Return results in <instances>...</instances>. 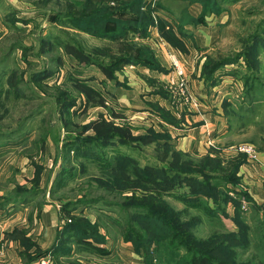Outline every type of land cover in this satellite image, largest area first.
Here are the masks:
<instances>
[{
  "label": "rangeland",
  "instance_id": "374dc122",
  "mask_svg": "<svg viewBox=\"0 0 264 264\" xmlns=\"http://www.w3.org/2000/svg\"><path fill=\"white\" fill-rule=\"evenodd\" d=\"M262 159L264 0H0V264H262Z\"/></svg>",
  "mask_w": 264,
  "mask_h": 264
},
{
  "label": "trees",
  "instance_id": "16d2710c",
  "mask_svg": "<svg viewBox=\"0 0 264 264\" xmlns=\"http://www.w3.org/2000/svg\"><path fill=\"white\" fill-rule=\"evenodd\" d=\"M136 2V1H135ZM135 2H133L135 4ZM137 14H140V13H137ZM141 15V14H140ZM151 15V14H150ZM145 19V22L144 24L147 25L148 27L151 25V23L153 22V19L151 17V20H150V17L149 15H145V17H143ZM169 35V34H168ZM225 57L223 56H219L218 58H213L210 62H208L209 64L207 65V71L206 69L204 68V74H205V78L207 79V77L210 75V74H215L221 67H223L224 65H227V64H231V63H234V61H230V60H223ZM125 64L121 63L120 66H124ZM210 72V73H209ZM101 135V133H100ZM86 137V135H85ZM90 138H85V140H89ZM216 158H213L211 155H207L206 157H203L202 160L204 161V164H206V168H208V166H212L213 163H215L216 161L214 160ZM218 163V161H217ZM164 167L165 164H163ZM238 165H236L235 167H237ZM168 169H166L164 171L165 175H169L170 172L167 171ZM177 175H179L180 173L183 174L182 171H176L175 172ZM193 173L195 174V177H198L199 175L193 171ZM191 174V176L193 177L194 174ZM205 174H208V172H206ZM161 188V187H160ZM206 194V196H210V193L208 192H203ZM212 199H214V197H211ZM166 225V224H165ZM73 226V225H72ZM71 227V224L69 226V228ZM81 227V226H78V227H75L73 226V228L71 229L72 233H78V228ZM69 233V236L68 237H74V235L71 233V232H68ZM195 250V249H194ZM49 254V253H48ZM47 254V255H48ZM191 264H212V260H211V257L208 255V254H198L196 257H194L193 261L191 262ZM220 264H230V263H227L225 261H222L220 262ZM262 264H264V260L262 261Z\"/></svg>",
  "mask_w": 264,
  "mask_h": 264
},
{
  "label": "built area",
  "instance_id": "2783aa9c",
  "mask_svg": "<svg viewBox=\"0 0 264 264\" xmlns=\"http://www.w3.org/2000/svg\"><path fill=\"white\" fill-rule=\"evenodd\" d=\"M240 152L249 155L253 159H258V153L256 152L255 148L251 145H243L239 149ZM51 257L47 256L45 259L42 260V264H49Z\"/></svg>",
  "mask_w": 264,
  "mask_h": 264
},
{
  "label": "crops",
  "instance_id": "0c3cea01",
  "mask_svg": "<svg viewBox=\"0 0 264 264\" xmlns=\"http://www.w3.org/2000/svg\"><path fill=\"white\" fill-rule=\"evenodd\" d=\"M230 81H231V79H230ZM207 125H209V124H207ZM207 127H208V126H206V128H207ZM204 131H205V129H204ZM260 158H261V157H260ZM262 160H263L262 162H263V165H264V159H262ZM52 223H53V222H52ZM52 226H53V227H54V226H56V227H57V224H55V225H52Z\"/></svg>",
  "mask_w": 264,
  "mask_h": 264
}]
</instances>
